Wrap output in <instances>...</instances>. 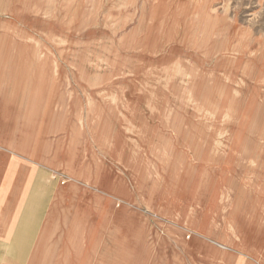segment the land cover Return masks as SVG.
Segmentation results:
<instances>
[{
    "label": "rangeland",
    "instance_id": "374dc122",
    "mask_svg": "<svg viewBox=\"0 0 264 264\" xmlns=\"http://www.w3.org/2000/svg\"><path fill=\"white\" fill-rule=\"evenodd\" d=\"M24 123L58 150L51 238L11 231L0 264H264V0H0V127ZM1 152L12 207L32 165Z\"/></svg>",
    "mask_w": 264,
    "mask_h": 264
},
{
    "label": "crops",
    "instance_id": "0c3cea01",
    "mask_svg": "<svg viewBox=\"0 0 264 264\" xmlns=\"http://www.w3.org/2000/svg\"><path fill=\"white\" fill-rule=\"evenodd\" d=\"M24 109H26V107H24ZM9 124H2L0 127V147H2L4 149V152L2 153V158L3 159H7L8 161L11 157V155H13L14 157H19L20 159L28 162L30 165H32L31 167H25L23 168L20 172V174L22 175V180L23 183L25 185V189L23 187V190H19V194L17 196H14V199H16V201H19V204L16 205L18 207L17 210V215H18V220L17 223H13L15 222L12 221L13 219H9L6 220V218H4L2 221L0 220V237L2 238H6L8 235L11 234V231L16 232L18 230L19 233V238H17L18 240H20L19 243V247H26V245L21 246L24 243H27V241L29 240L30 243V248L31 249H35L36 251H38V249L41 248V246L44 243V239H48L51 238L48 235V228L47 225H49V220L48 217L47 219L43 222L40 221L38 224L36 223V226L33 225L34 219H36L39 216V206H43V203H46V199H47V194L44 193H39L38 194L35 193L37 187L40 186L39 181L37 180V176H43V175H47V174H52L54 173L55 168L50 167L49 165H47L46 163H44V161H42V159L45 157L44 155H47L48 153H53V151H56V154L58 153V150L54 147L51 146L49 148H44L43 147V143L44 141L41 140V138H43V135L41 134L42 131L40 129H36L33 131L34 136L31 134H28V130H26V124H22L21 128L19 131H14L13 129L8 127ZM18 133V134H16ZM31 135V136H30ZM18 143V145H11V144H15ZM34 142V149H32L29 146H26L28 143H32ZM25 144V146L23 145ZM58 146V145H57ZM4 156V157H3ZM41 159V160H40ZM6 160V161H7ZM9 163V162H8ZM49 166V167H48ZM62 166V165H61ZM79 166V165H77ZM68 168L70 169L69 171H67V175L73 178V181H77L80 182L78 176H76L75 178L73 177L75 174H79V172H75V167L74 165H68ZM85 172L88 173H92V167L91 164H89V167L86 169L83 168ZM4 170H6V173H1L0 175L2 176L1 179H3V181H0V190H4L7 191L10 188V184L8 182L9 178L11 175L14 174V172H16L17 170H11L10 166H8L7 168H5ZM90 170V172H89ZM104 173L101 174V171L97 174V176L102 175L103 177H105L107 171L103 170ZM18 172V171H17ZM18 174V173H16ZM96 177V175H95ZM89 177V179L87 180V185H90V187H87L86 185L85 188H80L79 186H76L74 184H68V185H63L62 187H66V190L68 189L69 192L72 194L74 191H79L81 193L82 189L87 190L88 189V195L90 194L89 191H95L98 193H102L103 195H105V191H102L101 187L99 185L100 184V179L101 177L98 178H92ZM100 178V179H99ZM94 179V181H93ZM27 180H29V182H26ZM29 184V186H27ZM99 184V185H98ZM28 187V188H27ZM61 187V186H59ZM56 188L57 185L54 188V192H56ZM91 188V189H89ZM41 191H45V188H41ZM45 189V190H44ZM56 196L59 198V194L56 192ZM73 196V195H72ZM57 197L55 198V206H56V201L58 200ZM52 198L48 199V205L47 207H52L54 205V203H52ZM63 200V199H62ZM9 211L11 209V207L6 206V210ZM4 211V215H8L6 212ZM27 216V218L23 221L22 216L25 215ZM48 216L51 214V211L49 210L47 212ZM46 215V211L44 212V217ZM28 216H29V221H28ZM43 219V218H42ZM35 223V222H34ZM10 233V234H9ZM11 238V237H10ZM12 242V238L10 241H8L7 244H10ZM44 247V246H43ZM42 247V248H43ZM35 252V251H34ZM28 254H31L32 251L29 250L28 252H26ZM36 253V252H35Z\"/></svg>",
    "mask_w": 264,
    "mask_h": 264
},
{
    "label": "bare ground",
    "instance_id": "6f19581e",
    "mask_svg": "<svg viewBox=\"0 0 264 264\" xmlns=\"http://www.w3.org/2000/svg\"><path fill=\"white\" fill-rule=\"evenodd\" d=\"M6 194H7V192H5ZM4 194V192L2 193L1 192V195H0V197H4L5 195H3ZM6 206H9V205H7V204H5L3 201H0V220L2 221V219H4V218H6V220H8L9 218H13L14 216H16L17 215V210H18V208L16 207V206H14V205H12V207H11V209H10V211H9V208H8V211L6 210ZM116 207V206H115ZM7 211L6 213L8 214V215H4V211ZM127 215V214H126ZM128 216V215H127ZM115 218V217H114ZM124 218V217H123ZM122 218V219H123ZM115 220V219H114ZM118 220V219H117ZM129 220V219H128ZM124 222V221H123ZM128 224V223H127ZM87 227V226H86ZM120 227H121V225H120ZM129 236V235H128ZM123 239H124V237H123ZM118 243V242H117ZM117 245V244H116ZM117 247V246H116ZM119 248H120V246H119ZM102 251V250H101ZM123 259H124V257H123Z\"/></svg>",
    "mask_w": 264,
    "mask_h": 264
}]
</instances>
